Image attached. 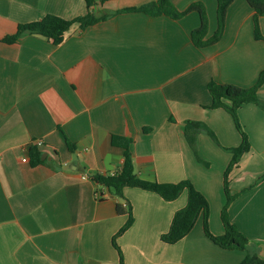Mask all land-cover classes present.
Segmentation results:
<instances>
[{
	"label": "crops",
	"instance_id": "crops-1",
	"mask_svg": "<svg viewBox=\"0 0 264 264\" xmlns=\"http://www.w3.org/2000/svg\"><path fill=\"white\" fill-rule=\"evenodd\" d=\"M90 1L0 0V264H119L112 240L128 215L116 206L127 201L134 222L117 239L125 264H242L247 253L214 244L202 215L180 242L161 241L186 207L187 192L167 202L125 188L123 200L92 177L119 173L124 150L112 139H130L135 175L159 184L190 181L209 203L210 233L224 235V174L233 159L226 149L238 148L241 137L226 111L211 109L208 84L249 89L258 82L264 41L255 38L253 10L234 0L220 41L198 48L191 37L201 26L197 12L179 20L113 15L158 0ZM170 2L179 12L201 3L205 40L215 35L217 0ZM87 14L109 18L83 30L72 25L57 46L30 35L3 41L46 15ZM259 26L264 37V17ZM258 96L264 101V83ZM238 116L256 154L245 153L230 173V193L237 195L228 215L264 259V110L244 105ZM186 121L203 122L216 135L219 144L198 136L208 165L188 145ZM38 140L41 164L32 165L30 145Z\"/></svg>",
	"mask_w": 264,
	"mask_h": 264
},
{
	"label": "trees",
	"instance_id": "trees-1",
	"mask_svg": "<svg viewBox=\"0 0 264 264\" xmlns=\"http://www.w3.org/2000/svg\"><path fill=\"white\" fill-rule=\"evenodd\" d=\"M250 8L254 12V34L257 40L264 41L261 34L259 21L264 17V0H246ZM92 1L88 0V7ZM234 0H217V19L218 28L215 35L205 40L208 19L204 6L201 3L192 4L185 12H179L171 4L170 0H158L156 2L148 3L139 8L125 9L115 12L113 15L125 12L143 13L151 17L167 16L174 20H179L189 13L197 12L200 16L201 26L199 29L192 32L193 44L198 48H204L214 45L220 41L223 36L227 12ZM107 17L95 18L89 14L77 19L67 20L54 15H46L40 21L18 26L17 33L13 36L6 37L3 41L8 44L16 43L23 36H40L51 41L54 45H60L65 34L70 30L72 25L79 24L81 29H86L96 23L104 21ZM264 83V72L255 86L249 89L239 88L233 85H220L216 82L208 84V91L212 97L213 103L211 109H222L226 111L231 117L241 137V145L235 149H226L231 152L233 159L230 166L224 174V193L226 196V204L221 212V222L224 226V235L215 237L210 233L208 219H209V203L207 199L188 181H181L177 184H159L156 182H147L139 179L134 173L133 158L131 154L132 140L113 137L112 144L115 147L124 150V163L119 173L113 176L94 175L93 180L102 186L104 189L108 188L109 193L124 200L123 192L125 188H138L144 191L152 192L160 196L167 202H172L178 199L183 192H187L188 201L185 208L177 211L173 217L172 224L168 233L162 235L161 241L168 245H174L183 240L194 228L200 215L203 216L204 232L206 236L217 246L227 250H242L247 253L242 264H264V259L259 255L256 244L248 240L238 228L231 223L228 215L229 206L236 199V196L231 195L229 189V177L232 170L239 164L241 157L250 152V143L245 133L238 116V110L244 105H256L264 110V101L258 96V91ZM201 134H207L215 143L219 144L216 135L203 122L186 121L184 124L185 139L193 151L198 162L204 163L198 153L197 140ZM70 151H74V146L68 142ZM30 157L32 165L41 164V153L37 147L31 146ZM264 177L262 178V180ZM116 210L118 214L128 215V220L120 232L113 237L112 243L119 255V264L124 263V257L121 249L117 244V239L134 222L132 207L129 201L125 205L117 204Z\"/></svg>",
	"mask_w": 264,
	"mask_h": 264
},
{
	"label": "built area",
	"instance_id": "built-area-1",
	"mask_svg": "<svg viewBox=\"0 0 264 264\" xmlns=\"http://www.w3.org/2000/svg\"><path fill=\"white\" fill-rule=\"evenodd\" d=\"M43 141H40V140H38V141H34L31 145H30V148H31V146H36V147H42L43 146ZM22 161L23 162H27L28 160H27V158H24V159H22ZM84 179H85V177H83Z\"/></svg>",
	"mask_w": 264,
	"mask_h": 264
},
{
	"label": "rangeland",
	"instance_id": "rangeland-1",
	"mask_svg": "<svg viewBox=\"0 0 264 264\" xmlns=\"http://www.w3.org/2000/svg\"><path fill=\"white\" fill-rule=\"evenodd\" d=\"M250 153H251V155H253V156L256 154V153H254V152H252V151H251ZM231 195H232V194H231ZM236 195H237V194H236ZM236 195H234V196H236Z\"/></svg>",
	"mask_w": 264,
	"mask_h": 264
},
{
	"label": "water",
	"instance_id": "water-1",
	"mask_svg": "<svg viewBox=\"0 0 264 264\" xmlns=\"http://www.w3.org/2000/svg\"><path fill=\"white\" fill-rule=\"evenodd\" d=\"M106 191H107L108 193L110 192L108 188H106Z\"/></svg>",
	"mask_w": 264,
	"mask_h": 264
}]
</instances>
